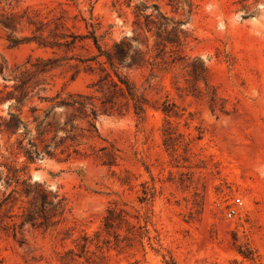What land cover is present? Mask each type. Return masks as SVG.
<instances>
[{
	"label": "rangeland",
	"instance_id": "374dc122",
	"mask_svg": "<svg viewBox=\"0 0 264 264\" xmlns=\"http://www.w3.org/2000/svg\"><path fill=\"white\" fill-rule=\"evenodd\" d=\"M12 5L43 25L0 26V264H264V0ZM123 39L134 63L98 56Z\"/></svg>",
	"mask_w": 264,
	"mask_h": 264
},
{
	"label": "trees",
	"instance_id": "16d2710c",
	"mask_svg": "<svg viewBox=\"0 0 264 264\" xmlns=\"http://www.w3.org/2000/svg\"><path fill=\"white\" fill-rule=\"evenodd\" d=\"M15 0H0V26L4 29H8L11 31V33H14L18 26H20L23 22H26L27 24H34L36 25V30L41 29L40 27L43 25L40 21H37L35 19V16L32 15L28 10L24 9L22 12H19V10L15 9V6L12 5V2ZM94 44L98 46L97 39L95 36H92ZM11 42L13 44H16L19 42V40L13 38L11 39ZM40 43V42H39ZM130 52H133L130 54ZM105 55L106 61L110 63L111 66H113L115 60H118V62L125 61L126 59H130L132 63H134V56L136 55L135 50L131 49V44L123 39L119 42L114 43V49L112 52L109 51H102L100 50L98 56ZM4 65L3 61L0 60V75L3 78L7 77V68ZM46 66L43 65L40 67V71H45ZM17 77V76H15ZM26 76L22 73L21 76H19V83L15 86V89H19L20 91V97L16 98V102L20 105L22 104V101L24 100V93L23 89L27 83V81L30 79L28 77L25 79ZM122 83H124L127 95L129 99L133 101V107L135 112H141L142 107L139 104V99L134 94L132 87L126 82L121 80ZM6 87V86H5ZM1 92V89H0ZM9 92V91H8ZM81 104V102H78ZM82 105V104H81ZM95 109L92 108L91 112L94 114ZM18 123V118L13 114L10 113L9 119L5 120L3 119V124L7 129L13 130L16 128ZM27 153H31L30 151ZM30 155V154H29ZM14 171V170H13ZM25 196L29 198V206L27 209L24 210L23 221H29L33 225L38 224L41 226H47L50 222H53L52 219L56 217L57 219L54 221H58L57 216H60L65 209V202L64 198L57 192L52 191L50 189H47L46 186H44L41 183H36L34 185H28L24 189Z\"/></svg>",
	"mask_w": 264,
	"mask_h": 264
},
{
	"label": "built area",
	"instance_id": "2783aa9c",
	"mask_svg": "<svg viewBox=\"0 0 264 264\" xmlns=\"http://www.w3.org/2000/svg\"><path fill=\"white\" fill-rule=\"evenodd\" d=\"M241 203L240 197H234L231 199V203L228 204L225 208L228 210V214L235 213V206Z\"/></svg>",
	"mask_w": 264,
	"mask_h": 264
}]
</instances>
